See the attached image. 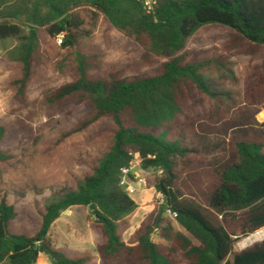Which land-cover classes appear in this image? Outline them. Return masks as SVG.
<instances>
[{
	"label": "trees",
	"instance_id": "1",
	"mask_svg": "<svg viewBox=\"0 0 264 264\" xmlns=\"http://www.w3.org/2000/svg\"><path fill=\"white\" fill-rule=\"evenodd\" d=\"M7 1L0 40L17 42L15 96L25 98L45 65L69 81L48 91L42 104L83 103L86 115L72 128L57 122L38 131L18 154L0 124V264H37L41 255L51 264H264V241L234 250V236L264 228V137L250 127L249 110L241 112L264 111V0H161L150 14L139 0ZM101 16L141 48L144 62L163 61L135 76L105 70L103 55L83 45ZM208 26L226 29L228 39L220 47L189 48ZM234 54L250 58L243 101L220 83L236 80ZM204 120L223 133L201 131ZM94 126L96 155L71 140ZM135 161L163 202L124 241L119 227L138 205L120 182ZM46 192L55 200L37 207V230L11 233L20 213L9 198ZM74 206H93L87 219L98 235L97 257L53 244L51 226ZM161 210L174 214L181 230L164 216L155 223ZM150 228L159 242L146 236Z\"/></svg>",
	"mask_w": 264,
	"mask_h": 264
},
{
	"label": "rangeland",
	"instance_id": "2",
	"mask_svg": "<svg viewBox=\"0 0 264 264\" xmlns=\"http://www.w3.org/2000/svg\"><path fill=\"white\" fill-rule=\"evenodd\" d=\"M15 1H13V5L17 3ZM9 3L10 1L0 0V14L10 5ZM19 24L23 25L24 29H27L26 25L28 23L25 17L22 16ZM228 35V31L224 28L208 26L202 28L193 37L189 43V48L220 47L228 39ZM16 45L17 42L13 39L0 40V124H4L10 130L7 144L14 154H18L23 145L38 131L57 122L65 125L67 128H72L86 115V107L83 103L68 104L59 109H49L42 104L44 95L48 91L57 89L69 81L66 74H55L45 65H42L35 73L27 88L25 98L20 99L16 97L13 87V81L19 77V65L15 60L14 51ZM83 45L90 51L99 52L103 55L102 60L105 70L117 69L124 76H135L148 72L163 61V59L154 58L152 61L144 62L141 59V48L125 34L110 26L103 16L100 17L97 31L91 37L85 39ZM249 61L250 58L248 56L241 54L232 55L231 63L236 80H220L223 88L236 93L238 100L240 99L241 101L246 98L248 73L245 67ZM212 76L216 78L215 74ZM256 109L244 107L241 112L249 110L248 122L250 127H252V130L258 136L264 137V111L256 113ZM238 115H240V112H236V117ZM198 126L201 131L206 130L204 129L206 127H210L207 130L212 131L217 129L223 133L221 126L213 125V122L209 120L201 121ZM97 130V126H94L85 133L74 136L71 140L82 141L92 155H96L97 148L93 145L92 137ZM136 165L134 172L145 180V186L131 193L138 207L127 218L128 225L126 227H119V232L124 241H128L130 236L149 214L141 219V215L147 210V205L153 206L154 209L163 202L162 196L157 194L155 190L148 191L150 188L147 187L146 180L149 177V172L141 170L139 164L138 166ZM77 171L81 172L83 168H77ZM129 182H132L134 186H138L139 184L137 178L134 177H131ZM137 186L134 188L138 189ZM138 191L144 195L142 200L138 199L140 197ZM54 200V196L50 192L39 196L30 193L24 199L10 197L9 202L14 203L20 213L19 218L11 224L9 228L10 232L34 233L38 228L39 221L37 207L45 208L46 205L52 203ZM89 215H91V210L81 206H74L62 213L53 223L50 230V237L54 246L63 249L70 255H77L86 251L97 257L96 244L98 242V235L89 226L87 219ZM162 216L172 221L177 230H181V227L173 220V217L169 213L164 212ZM140 219L141 221L138 223ZM150 235L153 241H160L157 233H153V230ZM244 238L246 236L238 237L236 243L241 242ZM236 243L234 245L235 251L246 248H239ZM37 264H51V261L47 256L41 255Z\"/></svg>",
	"mask_w": 264,
	"mask_h": 264
},
{
	"label": "built area",
	"instance_id": "3",
	"mask_svg": "<svg viewBox=\"0 0 264 264\" xmlns=\"http://www.w3.org/2000/svg\"><path fill=\"white\" fill-rule=\"evenodd\" d=\"M139 1L141 2L146 13L150 14L155 10L156 6L158 5V3L161 0H139ZM62 39H63L62 35H59L57 37V43L59 45L62 43ZM136 163H138V162L135 161L134 163H132L130 168L123 170V177H122L121 182H120V184L122 186H124L129 193H133L135 190V188H134L135 186L132 184V182H129L131 179V177L129 176L130 174H132V177L137 178L139 185L145 186V180L140 178L138 176V174L134 172V168H135ZM134 173H135V176H134ZM167 213H169L170 215H174V214H171V212L169 210L167 211ZM261 235H262V238L258 239L257 242L264 241V228L256 231L253 234L246 236V238H244V239H249L252 236H261ZM234 238H235V240L238 239V237H236V236ZM236 245L239 248H242V247H240V242H237Z\"/></svg>",
	"mask_w": 264,
	"mask_h": 264
},
{
	"label": "crops",
	"instance_id": "4",
	"mask_svg": "<svg viewBox=\"0 0 264 264\" xmlns=\"http://www.w3.org/2000/svg\"><path fill=\"white\" fill-rule=\"evenodd\" d=\"M136 164H137L136 166H138V163H136ZM133 185H134V184H133ZM136 186H137V185H135V187H136ZM137 187H138V189H135V190H139V189H141L142 186H140V185L138 184ZM139 187H140V188H139ZM135 190H134V191H135ZM151 190H154V189H153V188H150L148 191L151 192ZM138 193H139V196H140L138 199H141V200H142L144 195H143L141 192H139V191H138ZM129 194H130V196H131V193H129ZM148 194H150V193H148ZM147 196H148V195H147ZM149 196H150V195H149ZM131 197H132V196H131ZM141 200H140V201H141ZM152 210H153V206H151V205L148 204V205H147V210L143 213V215H141V219H143V217H144L145 215H147L148 213H150ZM141 219L139 220L138 223H140Z\"/></svg>",
	"mask_w": 264,
	"mask_h": 264
},
{
	"label": "bare ground",
	"instance_id": "5",
	"mask_svg": "<svg viewBox=\"0 0 264 264\" xmlns=\"http://www.w3.org/2000/svg\"><path fill=\"white\" fill-rule=\"evenodd\" d=\"M262 238V235L261 236H252L250 237L249 239H243L241 242H240V247L244 248V247H248L254 243L257 242L258 239Z\"/></svg>",
	"mask_w": 264,
	"mask_h": 264
},
{
	"label": "water",
	"instance_id": "6",
	"mask_svg": "<svg viewBox=\"0 0 264 264\" xmlns=\"http://www.w3.org/2000/svg\"><path fill=\"white\" fill-rule=\"evenodd\" d=\"M90 209H91L92 212H94V211H93V206H90ZM163 213H164V210H161L160 213L158 214L157 218H156L155 223H158V220L161 218V216L163 215ZM152 230H153V228H150V229L147 231V233H146V236H147V237L150 236V233H151Z\"/></svg>",
	"mask_w": 264,
	"mask_h": 264
}]
</instances>
